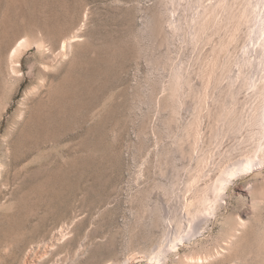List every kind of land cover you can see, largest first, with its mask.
<instances>
[{"label": "rangeland", "instance_id": "obj_1", "mask_svg": "<svg viewBox=\"0 0 264 264\" xmlns=\"http://www.w3.org/2000/svg\"><path fill=\"white\" fill-rule=\"evenodd\" d=\"M220 1L0 0V264H264V163L214 192L264 162Z\"/></svg>", "mask_w": 264, "mask_h": 264}, {"label": "bare ground", "instance_id": "obj_2", "mask_svg": "<svg viewBox=\"0 0 264 264\" xmlns=\"http://www.w3.org/2000/svg\"><path fill=\"white\" fill-rule=\"evenodd\" d=\"M219 1V0H218ZM224 2V0H221ZM220 1V2H221ZM227 1V0H226ZM242 1V0H241ZM198 2V1H197ZM222 2V3H223ZM234 3V2H233ZM243 3V1H242ZM234 6V5H232ZM213 7V6H212ZM211 7V8H212ZM214 8V7H213ZM205 9V8H204ZM219 9V8H218ZM206 10V9H205ZM224 10V9H223ZM217 11V10H216ZM234 11V10H233ZM246 14L248 13L251 17V20L249 21L250 24V33L248 34L249 36V40L246 43V45L244 46V53L246 55V61L247 63H249V65L253 66L256 65L258 66V68L261 67L260 70H262V76L261 78L257 79V80H250L249 85L251 86V88L255 89H260V93L261 95L259 96L261 101L259 103V107L257 109V114L255 112V116H253L252 119V123L254 126H257L261 129L264 128V0H248L247 1V8L245 10ZM203 12V11H202ZM201 12V13H202ZM205 13V12H204ZM200 14L199 17H202V15H206V14ZM216 14V13H215ZM247 14V15H248ZM248 15V16H249ZM239 16V14H238ZM245 16V15H244ZM198 17V18H199ZM205 17V16H204ZM239 18V17H238ZM202 19V18H201ZM200 18L197 19L195 22V24H199L200 25ZM241 19V18H240ZM243 21V20H242ZM232 22V21H231ZM207 23V21H206ZM237 23V22H236ZM194 24V23H193ZM214 24V23H213ZM234 24V23H233ZM239 24V23H237ZM202 25V24H201ZM200 25V26H201ZM249 26V25H248ZM204 27V26H203ZM206 27V26H205ZM238 27V26H237ZM209 28V27H208ZM195 30H197V28H195ZM199 30V28H198ZM208 32V30H207ZM203 33V32H202ZM198 37V35H197ZM65 47V46H64ZM15 53H17V50L15 51ZM14 54V52L12 53ZM244 55V54H243ZM253 58V60H251ZM245 62V61H243ZM257 68V67H256ZM259 73V72H258ZM260 73V74H261ZM257 74V73H256ZM259 74V75H260ZM253 76V75H252ZM260 77V76H259ZM247 82V81H246ZM246 84V83H245ZM176 85V84H175ZM250 88V87H249ZM257 93V92H256ZM174 94V93H173ZM255 96V95H254ZM258 97V99H259ZM257 99V100H258ZM256 103V101H255ZM257 106V105H256ZM254 108V107H253ZM244 111V110H243ZM242 113V112H241ZM240 113V114H241ZM245 114V113H244ZM224 116V115H223ZM242 117V116H241ZM248 117V116H247ZM250 117V116H249ZM235 118V117H234ZM245 119V118H244ZM227 120V119H226ZM241 120V119H240ZM199 122V121H198ZM241 122V121H240ZM246 122V121H245ZM231 126V125H230ZM229 126V127H230ZM242 126V125H241ZM194 128V127H193ZM249 128V127H248ZM251 128V127H250ZM234 129V128H233ZM195 130V129H194ZM241 133V132H240ZM250 134V133H249ZM262 136V135H261ZM255 137V136H254ZM260 137V136H259ZM251 139V138H250ZM260 139H258L259 141ZM254 141V140H253ZM256 141V140H255ZM261 142V140H260ZM260 142L258 143V151L261 149H263L264 144L260 145ZM257 147V146H256ZM257 150V149H256ZM264 151V149H263ZM264 154V153H263ZM239 158V157H238ZM245 162L243 164H241L240 166H237L235 169L231 170L229 173H227L225 175V173L222 175L223 177L218 178L220 180H218V184L214 187V192L216 194V197L219 199L221 196H223L224 192L227 189V185L229 182H231V180L238 174L240 173H244V172H248V171H252V170H257V168L259 169V167L263 166V160L261 157L259 156H248L246 157V160H244ZM243 162V161H242ZM232 166V165H231ZM264 168V167H263ZM224 169V168H223ZM219 177V176H218ZM212 185V184H211ZM211 188V187H210ZM209 188V189H210ZM249 191L253 192L252 190H254L253 187H250L248 189ZM205 193V192H204ZM207 196V195H206ZM202 198V197H201ZM225 198H222V200ZM199 200V199H198ZM194 204V203H193ZM190 205V204H189ZM201 211V210H200ZM202 215V214H201ZM196 218V217H195ZM190 220V219H189ZM196 222V221H195ZM191 223H194V219L192 220ZM194 231V230H193ZM195 232V231H194ZM184 233V232H183ZM191 233V232H190ZM193 234V233H192ZM181 240V239H180ZM174 248V247H173ZM170 249V248H169Z\"/></svg>", "mask_w": 264, "mask_h": 264}]
</instances>
